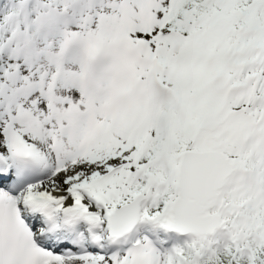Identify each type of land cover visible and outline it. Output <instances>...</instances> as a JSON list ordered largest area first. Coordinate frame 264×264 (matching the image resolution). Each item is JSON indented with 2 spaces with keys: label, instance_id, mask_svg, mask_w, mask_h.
Instances as JSON below:
<instances>
[{
  "label": "snow or ice",
  "instance_id": "1",
  "mask_svg": "<svg viewBox=\"0 0 264 264\" xmlns=\"http://www.w3.org/2000/svg\"><path fill=\"white\" fill-rule=\"evenodd\" d=\"M0 264H264V0H0Z\"/></svg>",
  "mask_w": 264,
  "mask_h": 264
}]
</instances>
